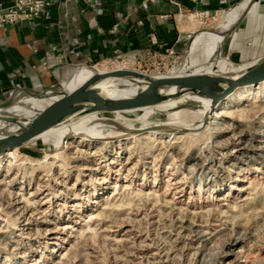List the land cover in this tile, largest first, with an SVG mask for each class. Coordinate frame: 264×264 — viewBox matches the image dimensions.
<instances>
[{"label":"rangeland","instance_id":"1","mask_svg":"<svg viewBox=\"0 0 264 264\" xmlns=\"http://www.w3.org/2000/svg\"><path fill=\"white\" fill-rule=\"evenodd\" d=\"M221 13L199 31L216 32ZM225 44L219 62L231 60ZM219 62L203 72L247 64L219 69ZM154 63L139 71L198 72L185 53ZM259 88L257 97L237 91L203 127L189 109L102 113L17 148L0 168V264H264V84ZM52 97L0 99V117L31 116ZM89 127L102 137L87 136ZM155 127L162 130L140 132ZM67 130L78 134L61 138ZM57 132L56 140L40 142Z\"/></svg>","mask_w":264,"mask_h":264},{"label":"crops","instance_id":"2","mask_svg":"<svg viewBox=\"0 0 264 264\" xmlns=\"http://www.w3.org/2000/svg\"><path fill=\"white\" fill-rule=\"evenodd\" d=\"M178 1L183 10L223 11L218 18L222 24L216 32L202 33L193 17H177L175 22L176 10L167 0L152 5L141 0H51L38 18L0 28V99L31 95L47 100L64 87H76L89 65L111 57L114 50L127 54L172 48L202 72L223 59L224 43L231 60L220 61L219 69L264 56V0ZM0 4L6 7L9 1ZM185 30L194 33L182 36Z\"/></svg>","mask_w":264,"mask_h":264},{"label":"water","instance_id":"3","mask_svg":"<svg viewBox=\"0 0 264 264\" xmlns=\"http://www.w3.org/2000/svg\"><path fill=\"white\" fill-rule=\"evenodd\" d=\"M104 80L127 82L138 91L129 97L108 95L97 87V84ZM261 82H264V56L252 61L240 71L227 73L193 71L163 76H148L132 70L93 73L71 91L55 93L46 106L31 116L0 117V123L3 125L0 129V157L8 150L20 148L42 134L66 126L84 116L140 113L154 110L186 95L206 100L214 112L219 103L235 90ZM179 109L195 110L192 106L184 104L177 105L172 110ZM206 123L207 119H203L200 127ZM160 130L161 127H155L140 132Z\"/></svg>","mask_w":264,"mask_h":264},{"label":"built area","instance_id":"4","mask_svg":"<svg viewBox=\"0 0 264 264\" xmlns=\"http://www.w3.org/2000/svg\"><path fill=\"white\" fill-rule=\"evenodd\" d=\"M9 6L3 7L0 4V28L10 27L22 21H30L38 18L42 15L51 5V0H8ZM145 4L152 5L156 0H141ZM191 4H195L197 0H187ZM241 0L240 2H243ZM167 2L174 7L176 10L172 14L174 21L176 22L177 17H193L196 20L201 28L203 22L207 21L209 18H214L215 15L223 11H214V12H204L199 10H183L180 2L178 0H167ZM161 19H166V16H159ZM190 30H185L187 32ZM199 31V29H198ZM191 33H194L190 31ZM122 52L114 50L111 57L102 59L98 62L89 65V68L93 72H110L116 70H132L148 76H163L164 74H146V71L140 72L139 67L142 65L145 67L146 62H149L152 66L157 59L160 58H169L175 55V52L172 48H164L161 51H154L150 49H143L138 51H130L127 54H121ZM152 61V62H150ZM141 64V65H140ZM140 65V66H139ZM149 65V64H147ZM170 73V72H169Z\"/></svg>","mask_w":264,"mask_h":264},{"label":"bare ground","instance_id":"5","mask_svg":"<svg viewBox=\"0 0 264 264\" xmlns=\"http://www.w3.org/2000/svg\"><path fill=\"white\" fill-rule=\"evenodd\" d=\"M221 24H222V21H221V23H219V21L217 22V29L219 28V26ZM241 67L242 68L237 69L235 71H240V70L244 69L246 67V65H243ZM93 73H95V72H93ZM97 73H102V72H97ZM176 73H179V72H170L167 75L176 74ZM206 73H211V72H206ZM88 78H86V80ZM86 80H84V81H86ZM111 83L117 84L118 82H112V81L104 80V81L99 82L97 84V87L103 91ZM120 83L125 84L126 87L113 89L112 92L106 93V94L113 95V96H120V97H129V96H133L135 94V92L138 91V89L135 86H133L132 84H129L127 82H120ZM263 84H264V82H261V83H258L257 85H254V86L244 87V88H240L238 90H235L231 95H229L222 102L219 103L218 107L216 108V110L214 112H212L211 107L209 106V104H208V102L206 100L198 98L196 96L186 95V96L176 100L175 103L177 105L184 104V105L192 106L195 109V110H192L194 113L199 114L200 116L203 117V119H207V120H212L213 119V121H214V120H217L219 118V114L222 113L223 110H221V109H224V107L226 105L232 104L234 101H236L237 98L235 97V93L237 91L244 89L243 91L245 93V96H250V97L251 96H255V95L259 94V92H261V91H259V89H260L259 86H261ZM73 88H75V87H72V86L64 87L63 92H69ZM255 97H257V96H255ZM177 105H175L174 107H176ZM174 107L166 108V106L163 104V105L155 108V110L162 111V112H170V111H172V109H174ZM17 111H20V110H17ZM17 117H19V116H17ZM68 132H69V130H67L61 138L64 137V139H65V137H68L70 135H77L78 134L77 130L76 131H72V133H68ZM61 135H62V132H57L51 138H48V139H45V140H41L40 142L46 144V143H49V142H51L53 140H56ZM86 135L89 136V137H99V138L102 137V134L96 132L93 127H89V128L86 129ZM15 150H17V149L8 150L0 157V168H2L3 165L8 160H13L15 158ZM232 243H235V242H231V244ZM71 254L73 256H76V255L78 256L79 255L78 250L77 251H72Z\"/></svg>","mask_w":264,"mask_h":264}]
</instances>
